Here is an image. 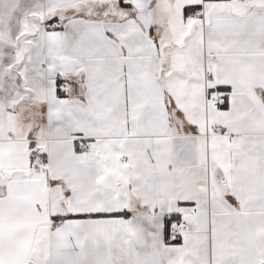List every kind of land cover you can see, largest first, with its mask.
<instances>
[{
  "label": "snow or ice",
  "instance_id": "6c2138e0",
  "mask_svg": "<svg viewBox=\"0 0 264 264\" xmlns=\"http://www.w3.org/2000/svg\"><path fill=\"white\" fill-rule=\"evenodd\" d=\"M0 264H264V0H0Z\"/></svg>",
  "mask_w": 264,
  "mask_h": 264
}]
</instances>
